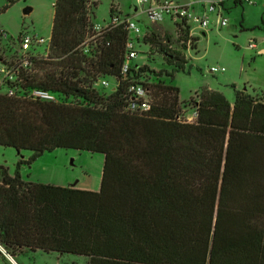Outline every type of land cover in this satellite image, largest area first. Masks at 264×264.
Here are the masks:
<instances>
[{
	"label": "trees",
	"instance_id": "obj_1",
	"mask_svg": "<svg viewBox=\"0 0 264 264\" xmlns=\"http://www.w3.org/2000/svg\"><path fill=\"white\" fill-rule=\"evenodd\" d=\"M90 1L56 0L50 61L30 82L73 104L0 94V146L32 153L18 168L59 148L101 153L100 189L27 182L0 166V245L13 258L39 250L88 264H264V94L237 91L231 104L204 89L196 121H179L184 104L165 78L187 60L169 48L171 35L148 27L143 42L172 69L131 70L153 102L143 115L125 111V85L107 93L91 83L119 75L127 32L107 35L96 61L76 50L97 7ZM175 26L187 40L190 27Z\"/></svg>",
	"mask_w": 264,
	"mask_h": 264
},
{
	"label": "rangeland",
	"instance_id": "obj_2",
	"mask_svg": "<svg viewBox=\"0 0 264 264\" xmlns=\"http://www.w3.org/2000/svg\"><path fill=\"white\" fill-rule=\"evenodd\" d=\"M177 1L191 5L194 12L202 14L204 7L218 0ZM94 2H97V7L90 8L91 23L105 25L109 22L113 5L122 16L133 17L143 33L148 34V27H152L162 37L166 34L172 36V42L167 43L169 48L181 52L187 63L184 71L165 79L179 89L180 101L184 104L182 116L193 114V103L204 89L221 93L231 104L237 91L250 95L264 94V0H241L240 3L224 0L223 6L209 14L208 28L204 31L194 29L192 34L190 31L187 40L170 18L153 23L140 12V8L136 13L135 0H91L90 4ZM55 3L56 0H0V32H7L14 41L21 34L38 35L45 40L39 50L46 51L51 40ZM27 8L31 11L25 14ZM219 16L228 20L226 26L217 24ZM194 38L197 40L193 41ZM8 43L0 36V56L9 54ZM251 44H255V48H251ZM136 49L139 53L133 62L135 66L147 65L155 72L171 71V66L155 48L140 40ZM212 69L217 71L212 72ZM106 91L109 93L110 89ZM31 155L30 151L18 152L14 148L0 146V166H4L12 176L19 172L27 182L99 191L105 159L103 154L59 148L44 153L31 165L23 164L18 168L19 161L28 160ZM14 260L16 264H88V258L84 256L39 250L19 254ZM0 264L15 263L0 256Z\"/></svg>",
	"mask_w": 264,
	"mask_h": 264
},
{
	"label": "built area",
	"instance_id": "obj_3",
	"mask_svg": "<svg viewBox=\"0 0 264 264\" xmlns=\"http://www.w3.org/2000/svg\"><path fill=\"white\" fill-rule=\"evenodd\" d=\"M244 1L250 2V0ZM135 3L136 13H139L140 8V12L147 15L153 23L162 22L168 17L174 23L188 25L192 34L194 29L204 31L208 28L209 14L216 12L218 6H223L224 0L212 2L208 7H204L202 14L194 12L191 5L179 3L177 0H135ZM217 24L224 27L228 24V20L219 16ZM118 28H123L127 32L120 73L116 76L97 77L92 81L91 88L110 89V92H114L125 85V111L143 115L152 108V92L143 79H133L131 70L138 71L141 67L133 64L139 53L136 44L140 40L143 41L148 34L142 32L133 17L122 16L114 8L110 21L105 25L91 23L89 31L76 50L86 56L87 61L98 60L104 49L110 46L107 35ZM0 36L10 44L9 54L0 56V94L21 100L73 104V100L68 95L58 96L46 89L30 87L31 78L40 71L39 63L50 61V44L43 52L39 48L45 40L38 35L31 37L21 34L17 41L11 40L5 31H1ZM250 47L255 48V44H251ZM83 66L86 67V63H83ZM213 71L216 72L217 69H212ZM196 118L197 112L193 111L191 116L181 115L178 119L183 123H193Z\"/></svg>",
	"mask_w": 264,
	"mask_h": 264
},
{
	"label": "crops",
	"instance_id": "obj_4",
	"mask_svg": "<svg viewBox=\"0 0 264 264\" xmlns=\"http://www.w3.org/2000/svg\"><path fill=\"white\" fill-rule=\"evenodd\" d=\"M240 2L241 1H239V2L237 1V3H240ZM73 188H75V187H73ZM0 256L3 257L4 259H10L11 261H13L16 264L14 258L11 255H9L7 253V251L1 245H0Z\"/></svg>",
	"mask_w": 264,
	"mask_h": 264
},
{
	"label": "water",
	"instance_id": "obj_5",
	"mask_svg": "<svg viewBox=\"0 0 264 264\" xmlns=\"http://www.w3.org/2000/svg\"><path fill=\"white\" fill-rule=\"evenodd\" d=\"M30 11H31V8H27V9H25L24 13L28 14V13H30ZM203 34L205 35V33H203Z\"/></svg>",
	"mask_w": 264,
	"mask_h": 264
}]
</instances>
